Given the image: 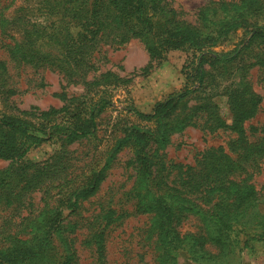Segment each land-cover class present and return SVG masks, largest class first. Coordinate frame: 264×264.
<instances>
[{
	"label": "trees",
	"instance_id": "16d2710c",
	"mask_svg": "<svg viewBox=\"0 0 264 264\" xmlns=\"http://www.w3.org/2000/svg\"><path fill=\"white\" fill-rule=\"evenodd\" d=\"M41 2L47 22L19 16L23 31L19 42L5 40V23L11 20L0 8V47L17 66L55 70L65 81L101 94L63 96L60 108L21 110L25 116L0 113V158L10 162L0 171V214L19 217L14 223L8 217L1 226L0 264H74L76 250L70 235L77 227L67 228L73 223L67 218L80 213L83 203L95 195L125 142L132 151L128 165L134 172L127 196L135 211L148 217L145 240L151 243L155 263L175 264L177 252L183 249L198 264H239L243 246L264 243V213L258 209L264 203V184L258 188L256 182V174L264 169V125L246 126L262 101L249 74L255 67L261 70L264 87V0H208L198 8L194 22L165 0ZM238 31L244 36L232 42ZM132 38L142 42L156 63L171 50L187 51L185 84L157 101L150 113L133 110L153 126H124L105 165L84 174L64 192L76 179L70 146L93 136L97 117L111 105L106 89L99 90L98 85L117 87L124 81L110 69L100 71L101 47L119 46ZM5 65L0 61L1 71ZM4 79L0 72V83ZM4 84V92L11 93L13 88ZM221 85L230 122L209 99ZM193 93L199 103L183 104ZM187 126L208 133L228 132L232 137L200 152L193 165H168L163 150L171 135ZM46 140L56 146L45 159L26 158L29 148ZM35 192L42 197L38 207L32 201ZM186 212L199 219V230H178ZM113 213L101 208L82 224L98 259L106 249L105 220Z\"/></svg>",
	"mask_w": 264,
	"mask_h": 264
},
{
	"label": "rangeland",
	"instance_id": "374dc122",
	"mask_svg": "<svg viewBox=\"0 0 264 264\" xmlns=\"http://www.w3.org/2000/svg\"><path fill=\"white\" fill-rule=\"evenodd\" d=\"M165 1L180 11L184 19L194 22L198 8L208 0ZM42 6L41 0H0L3 16L11 20L5 23V40L7 38L16 42L21 40L23 31L21 24L19 25L17 21L19 16L23 15V19L30 21L47 22L44 20L45 11ZM243 36V33L238 31L233 36L232 42H238ZM99 54L101 57L97 60V64L100 71L110 69L124 81L118 82L117 87L103 88L98 85L99 90L106 89L111 105H107L97 117L95 134L88 140L84 139L70 146L77 164L73 172L76 179L72 184H68L69 187H64V192L75 187L77 179L84 174L99 170L105 165L109 154L111 155L115 148L114 143L123 136L124 126L132 124L140 127L153 126L149 119L138 117L133 110L150 113L157 101L163 100L170 93L178 92L185 84L183 71L185 64L189 62V53L185 50H171L163 60L156 63L155 60H150L142 42L132 38L119 46H102ZM2 60L6 61V69L0 70L5 75V79L0 83V113L25 116L21 110L29 112L60 108L65 103L63 96L86 93L89 97L97 98L101 94L92 89V86L90 87L92 90L87 91L81 83L65 81L62 74L55 70L41 66H17L4 47H0V61ZM261 76L262 71L256 67L250 70V81L256 92L262 96V101L256 115L248 120L246 126L256 128L264 125V87L259 79ZM3 83H5L4 86L8 83L13 91L4 92V87H1ZM223 85L213 91L209 99L217 104L220 114L227 122H230L227 96L220 91ZM185 100L183 104L188 106L199 103L200 99L193 93ZM27 117L30 118V116ZM229 137H232V134L228 132L208 133L198 126H187L182 131L171 135L163 152L168 165L176 163L193 165L200 152L209 146L224 145ZM55 146L53 140H46L29 148L25 156L31 161H41L52 152ZM116 153L95 195L83 203L80 213L72 214L67 218L73 222L68 223L67 228L73 227L74 230L77 227L75 233L70 235L73 238V242L70 241L71 247L76 250L74 264H156L151 243L145 240L144 228L148 223V217L136 212L133 201L127 196L134 182V172L128 165L132 155L130 145L123 143ZM9 163V160L0 158V171ZM170 169L173 173L175 172L172 166ZM256 182L258 188L264 184V169L256 174ZM41 199V194L35 192L32 198L34 206H41ZM101 208L113 209L114 213L105 220L108 223L106 249L103 256L98 259L94 245L87 242L88 232L82 224L85 217H94ZM258 209L264 213V203H261ZM67 212V210L63 211V215L65 216ZM193 214L189 212L187 217L178 223L177 228L181 233L195 232L200 229L201 223ZM4 217L0 214V230L8 217H12L11 223L19 221V217L15 215ZM60 246L64 250V247ZM237 260L239 264H264V243L253 241L252 247L243 246ZM175 264L198 263L181 249L177 252Z\"/></svg>",
	"mask_w": 264,
	"mask_h": 264
}]
</instances>
